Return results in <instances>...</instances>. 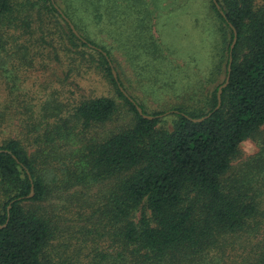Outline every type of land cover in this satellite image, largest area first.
Listing matches in <instances>:
<instances>
[{
  "label": "trees",
  "instance_id": "16d2710c",
  "mask_svg": "<svg viewBox=\"0 0 264 264\" xmlns=\"http://www.w3.org/2000/svg\"><path fill=\"white\" fill-rule=\"evenodd\" d=\"M258 1L264 2L209 0L226 45L221 59L194 104L148 115L113 77L110 53L79 33L56 0H0V137L19 129L0 141V264H264V4ZM90 5L100 18L128 19L129 41L150 33L153 1ZM64 56L90 62L88 70L114 86L132 117L100 131L116 113L113 99L88 98L65 118L55 114L59 102L47 100L39 119L10 126L18 67L46 69ZM13 95L12 103L4 99ZM248 139L260 150L234 171Z\"/></svg>",
  "mask_w": 264,
  "mask_h": 264
},
{
  "label": "rangeland",
  "instance_id": "374dc122",
  "mask_svg": "<svg viewBox=\"0 0 264 264\" xmlns=\"http://www.w3.org/2000/svg\"><path fill=\"white\" fill-rule=\"evenodd\" d=\"M56 1L79 33L110 53L114 72L125 93L148 115L194 104L205 77L213 71L226 48L220 22L209 0H145L154 2L150 6L153 11L150 33H141L137 41L126 39L130 36L129 31L123 32V29L130 21L122 14L110 20L107 14L99 17L90 5L91 0ZM263 4L257 2L258 6ZM65 57L62 63H50L46 69L40 65L35 69L18 67V99L14 95L4 98L10 103L17 99L9 108L10 126H17L19 121L25 124L31 117L39 119L44 114L43 103L47 100L59 102L55 114L65 118L74 106L88 98L113 99L116 113L100 131L115 130L132 117L114 86L100 72L91 67L88 70L90 62L75 56L72 63V59L69 61ZM18 130V127L7 130L0 141L8 135L15 136ZM259 150L254 140H245L240 145L239 158L233 163L234 171Z\"/></svg>",
  "mask_w": 264,
  "mask_h": 264
},
{
  "label": "water",
  "instance_id": "95a60500",
  "mask_svg": "<svg viewBox=\"0 0 264 264\" xmlns=\"http://www.w3.org/2000/svg\"><path fill=\"white\" fill-rule=\"evenodd\" d=\"M216 8L219 9V6L216 5ZM59 12L61 13L60 10H59ZM220 13L222 14L221 11H220ZM61 14H62V13H61ZM64 19L68 22V24H69L71 30L74 32V34L78 35L77 32H76V30L74 29L73 25L70 23V21H69L67 18H65V17H64ZM236 39H237V34H236L235 31H233V40H232V43H231V45H230V58H229V64H228V68H227L228 72L230 71L231 53H232L233 48H234V46H235ZM112 74H113V77L116 79V74H115L114 71L112 72ZM227 83H228V78L225 79V83H224L223 85H221V86L219 87L218 91H217V101H218V104H217L216 109H218V108L220 107V104H221V93H222V89L226 87ZM121 90H122V88H121ZM122 91H123V90H122ZM136 109H137L138 113H139L141 116H143V118H148V119H151V118H152L151 116L143 115L141 108H139L138 106L136 107ZM202 119H204V118L197 119L196 121H200V120H202ZM32 195H33V187H31V193H30L29 197H31Z\"/></svg>",
  "mask_w": 264,
  "mask_h": 264
}]
</instances>
